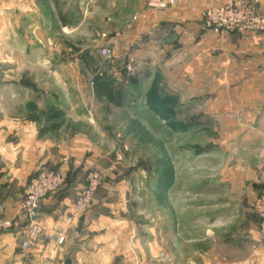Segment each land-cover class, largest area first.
<instances>
[{
  "label": "crops",
  "instance_id": "1",
  "mask_svg": "<svg viewBox=\"0 0 264 264\" xmlns=\"http://www.w3.org/2000/svg\"><path fill=\"white\" fill-rule=\"evenodd\" d=\"M221 1L0 0V13L6 16L1 44L12 55L8 60L58 62V53H47V47L56 50L59 30L79 51L93 48L87 56L75 57L90 71L95 55L101 56L97 48L114 38L119 40L118 54H135L140 62L139 72L130 78L76 73L78 81H90L80 87L93 92L90 108L77 101L58 103L57 91L51 102L53 94L45 86L16 84L12 73L5 86L0 84L4 215L21 209L27 185L39 170L60 168L66 178L38 211L37 220L51 239L23 248L21 229L5 232L0 235V264H264L259 217L251 207L264 188V33L204 27L202 10ZM252 1L264 10V0ZM100 29L106 33L96 38ZM114 64L105 60L103 66ZM4 94L22 101L5 103ZM96 98L110 100L108 106L117 112L131 109L151 116L172 139L197 135L214 143L216 148L194 147L199 157L214 158L216 175V192L207 199L214 208L198 213L195 228L170 221L163 229L152 220L143 230L130 227L122 211L127 200L120 193L117 198L105 193L121 185L106 181L91 204L68 221L87 172L105 170L113 157L102 145L106 132L96 127L101 123L94 112L102 106ZM58 105L71 119L70 128L58 125ZM80 112L85 116L78 117ZM76 125L83 130L72 131ZM217 159L226 160L220 165ZM160 184L175 186L170 177Z\"/></svg>",
  "mask_w": 264,
  "mask_h": 264
},
{
  "label": "rangeland",
  "instance_id": "2",
  "mask_svg": "<svg viewBox=\"0 0 264 264\" xmlns=\"http://www.w3.org/2000/svg\"><path fill=\"white\" fill-rule=\"evenodd\" d=\"M5 22V14L0 13V84L5 86L7 80L10 79L8 75L12 73L14 78L11 79L16 84L25 81L32 88L45 86L48 94H53L51 98L48 96L51 102L55 96V91H57L58 103L77 101L82 105L89 103L88 107L90 108L89 97L92 96L93 92L86 89V86L80 88L90 81H78L76 76V73L77 75L78 73L87 75V71L90 70L85 63L83 64V61H75V57L77 55L87 56V53H90L93 48L85 50V47H82V51L81 49L79 51L72 45L74 40L68 41L70 38L58 30L56 50L47 47V53H58L60 56L58 62L8 60L7 55H12L8 54L5 44H1L6 39V30L2 28ZM105 33L100 29L97 34L95 31V37L98 35L101 38ZM92 53L95 54L96 52ZM16 56L21 58L20 54H16ZM103 64V57L98 54L95 55V66L91 71L98 78L105 76V74L99 75L97 70L100 66L102 69L108 70V67H103ZM55 70H58V80L55 77ZM77 82L84 84L76 85ZM70 85L76 87V90H69ZM91 85L94 86V92H96L97 80L91 81ZM89 87L90 85H88ZM1 99L5 103L22 101L12 100L6 94ZM96 99L99 105L102 104L99 111L94 112L95 119L101 123L96 127H102L106 132L108 140L103 141L102 145L112 151L113 157L109 160L110 162L105 164L107 165L105 170L94 167L93 169L102 173L103 181L121 185V189L116 188V190H108L105 193L115 198L120 193L121 197L127 200L126 207L124 210L122 209L131 221L127 224L134 229L143 230L148 228V224L152 220L153 225L165 229L168 222L178 221L187 229L195 228L198 213L202 212V209L205 211V209L214 208L207 199L216 192L213 187L216 175L212 173L215 167L214 158L199 157L194 147L198 148L201 145L209 147L210 145L216 148L214 143L203 142L197 135L190 138L175 137L172 139L166 132V127L158 125L151 116L134 112L131 109L117 112L108 106L110 100ZM29 101L28 107L33 110L31 99ZM61 108L58 105V125L68 127V124H71V119L63 114ZM50 111L54 112V109ZM83 116H85L83 112L78 114L80 118ZM71 129L72 131L83 130V127L76 125ZM188 145L190 148L192 147L191 150L183 148L184 146L188 147ZM114 151H116L117 156ZM217 160V164L221 165L226 159ZM112 163L115 168H110ZM164 177L173 178L175 186L167 189L165 185L160 184ZM217 192H221V190L218 189ZM95 198L96 193L93 199ZM206 201L205 205L204 202ZM182 206L184 207L182 208ZM251 207L253 214H256L253 203Z\"/></svg>",
  "mask_w": 264,
  "mask_h": 264
},
{
  "label": "built area",
  "instance_id": "3",
  "mask_svg": "<svg viewBox=\"0 0 264 264\" xmlns=\"http://www.w3.org/2000/svg\"><path fill=\"white\" fill-rule=\"evenodd\" d=\"M177 0H167L174 4ZM204 27L215 32L235 31L264 33V10L258 8L252 0H222L220 3H209L202 10ZM119 40L114 38L110 45L101 46L98 51L105 60L115 64L108 70L98 68L99 75L109 72L121 79L134 77L140 68L138 56L131 53L118 54L116 47ZM105 67V65L103 66ZM65 173L60 168H43L37 172L27 185L21 209L13 216L4 215L0 209V235L21 229L23 240L21 246L29 248L51 236L45 226L34 219L32 211L41 205L43 199L55 194L65 183ZM86 185L78 192L71 215L67 218L72 222L74 217L88 207L99 187L103 183V175L97 169H91L86 177ZM254 210L259 217V233L264 241V188L257 194L253 202Z\"/></svg>",
  "mask_w": 264,
  "mask_h": 264
},
{
  "label": "water",
  "instance_id": "4",
  "mask_svg": "<svg viewBox=\"0 0 264 264\" xmlns=\"http://www.w3.org/2000/svg\"><path fill=\"white\" fill-rule=\"evenodd\" d=\"M39 210H40V206L37 207L36 209H34V210L32 211L31 215H32V217H33L34 219H38V218H39V215H38V211H39Z\"/></svg>",
  "mask_w": 264,
  "mask_h": 264
},
{
  "label": "trees",
  "instance_id": "5",
  "mask_svg": "<svg viewBox=\"0 0 264 264\" xmlns=\"http://www.w3.org/2000/svg\"><path fill=\"white\" fill-rule=\"evenodd\" d=\"M65 181H66V180H65ZM64 184H65V183H64ZM60 189H61V188H60ZM60 189H59V190H60ZM59 190H58V191H59Z\"/></svg>",
  "mask_w": 264,
  "mask_h": 264
}]
</instances>
